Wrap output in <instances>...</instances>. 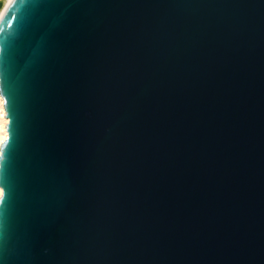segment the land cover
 <instances>
[{"label":"water","instance_id":"water-1","mask_svg":"<svg viewBox=\"0 0 264 264\" xmlns=\"http://www.w3.org/2000/svg\"><path fill=\"white\" fill-rule=\"evenodd\" d=\"M0 84L10 264H264V0H11Z\"/></svg>","mask_w":264,"mask_h":264},{"label":"snow or ice","instance_id":"snow-or-ice-1","mask_svg":"<svg viewBox=\"0 0 264 264\" xmlns=\"http://www.w3.org/2000/svg\"><path fill=\"white\" fill-rule=\"evenodd\" d=\"M8 93L6 89L0 84V98H3V103L5 106L10 104V99L7 98ZM9 117L12 116V111L8 108L7 113ZM12 131L11 123L6 125V132ZM3 143L6 145L4 149H0V208L3 205L7 204L11 199L12 190L11 188L4 183L3 178V170L6 166L7 157L9 155L8 148L11 146V138L8 135H5ZM5 223L6 220L4 218L3 212L0 211V264H10V262L6 259L4 255V247H5Z\"/></svg>","mask_w":264,"mask_h":264},{"label":"bare ground","instance_id":"bare-ground-1","mask_svg":"<svg viewBox=\"0 0 264 264\" xmlns=\"http://www.w3.org/2000/svg\"><path fill=\"white\" fill-rule=\"evenodd\" d=\"M1 2H3V6L0 9V26L3 22L5 13L7 11L8 5L10 3L11 0H0ZM5 115V109L3 107V99L0 98V145L2 144L5 135H7L5 124L8 123V118H4L3 116Z\"/></svg>","mask_w":264,"mask_h":264}]
</instances>
